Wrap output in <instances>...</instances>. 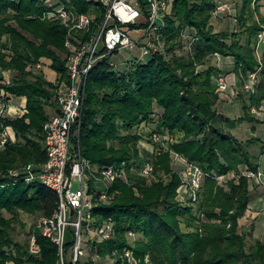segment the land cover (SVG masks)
I'll return each instance as SVG.
<instances>
[{
	"label": "trees",
	"instance_id": "16d2710c",
	"mask_svg": "<svg viewBox=\"0 0 264 264\" xmlns=\"http://www.w3.org/2000/svg\"><path fill=\"white\" fill-rule=\"evenodd\" d=\"M46 1L0 0V70L16 73L12 82L4 84L1 74L0 92L27 99L23 116L0 118V131L12 127L16 133V142L0 148V264L58 261L56 246L43 236H38L39 256L29 253V238L22 244L12 236L19 213L50 217L58 205L57 195L39 175L47 162L44 126L60 112L59 86L68 81V30L43 16L65 5L91 16L95 28L104 13L94 0H58L52 6ZM241 2L237 17L241 31L216 32L212 20L219 0H174L162 30L166 38L162 52L147 56L151 60L146 63L135 54L127 71H115L106 59L90 73L80 134L72 139V152L77 153L79 146L83 158L98 169L126 162L130 180L115 181L110 189L114 199L97 202L93 212L95 226L109 220L115 223L116 238L92 243L89 257L78 264H111L114 251L118 252L115 264H130L122 257L126 249L138 264H264V241L253 238L249 246V234L240 224L251 203L250 180L241 175L237 181L220 184L217 179L233 172L238 175L241 166L258 173L264 142L259 137L243 142L222 128V122L231 121L217 109L220 96L214 78L223 74V68L210 65L198 71L213 56L231 57L239 78L259 76L257 91H245L250 107L264 104V47L261 57L257 51L259 35L264 33V0ZM186 28L196 31L189 39H184ZM74 36L87 41L91 34ZM183 49L188 53L180 56ZM43 59L51 61L58 82L34 71ZM243 119L255 122L250 116ZM155 121L149 135L153 141L156 135L179 137L167 150L143 152L139 146L146 136L137 130ZM252 145L260 146V155L249 151ZM172 153L208 174L196 202L178 201L182 178L173 168ZM149 161L154 164L152 184L141 175ZM30 173L33 180H28ZM94 187L91 183V190ZM74 243L75 229L70 228L69 252Z\"/></svg>",
	"mask_w": 264,
	"mask_h": 264
},
{
	"label": "built area",
	"instance_id": "2783aa9c",
	"mask_svg": "<svg viewBox=\"0 0 264 264\" xmlns=\"http://www.w3.org/2000/svg\"><path fill=\"white\" fill-rule=\"evenodd\" d=\"M96 1L102 5L104 13L95 28L91 16L69 10L65 5H58L43 16L44 20L61 22L68 30L65 42L69 51L68 81L63 83L58 91L60 112L51 117L44 126L47 162L42 166L39 175V180L57 195L58 205L52 216L40 217L36 221L29 235L28 250L31 255H41L42 248L38 236H43L56 246L57 264H78L85 256L87 244L116 238L115 223L109 220L95 226L93 212L97 202L107 203L114 199L110 189L115 181L129 183L130 180L126 162L98 169L83 158L79 146L77 153L72 152V139L79 138L80 134L90 73L100 62L125 50L134 52L133 56L136 51H140L137 56L140 59L162 52L166 43L162 30L174 2V0ZM75 33L91 34V37L83 41L75 37ZM251 79L244 87L247 92L254 93L256 78L252 75ZM1 83L8 82L3 79ZM219 86L221 90L227 88L223 78ZM12 102L9 94L0 92V118H16L26 113V108L17 107ZM161 138L157 135L154 137L155 140ZM10 141L16 142V133L12 127H5L0 131V148L5 147ZM28 170L31 172L32 166H29ZM152 172V167L147 164L141 175L149 178ZM241 175L248 179L256 177L259 179L263 176L261 172L254 173L248 168L242 169ZM207 177L208 174L199 166L187 163L181 175V189L185 197L196 202ZM221 178L217 177L219 181ZM33 179L34 174L30 173L28 180ZM91 183L95 186L93 190ZM70 228L75 229V243L71 252L67 248ZM130 236H134V233H130ZM113 255L111 264H115L118 252L114 251ZM122 257L130 264L136 262L130 249H126ZM101 262L109 264L106 261Z\"/></svg>",
	"mask_w": 264,
	"mask_h": 264
},
{
	"label": "rangeland",
	"instance_id": "374dc122",
	"mask_svg": "<svg viewBox=\"0 0 264 264\" xmlns=\"http://www.w3.org/2000/svg\"><path fill=\"white\" fill-rule=\"evenodd\" d=\"M96 1V0H94ZM47 4L53 5L58 3V0H47ZM242 5L241 0H219L218 7H217V12L214 13V18L212 20V25L213 28L216 32H238L241 31V27L238 22V11L241 8L240 6ZM222 7V8H221ZM220 8V9H219ZM262 12H264V8L261 9ZM196 31L190 28H186L183 31V34L185 35V38H191V34H195ZM183 35V36H184ZM188 44V43H186ZM166 45V44H165ZM264 47V33H261L259 35V42L257 46V51H258V56L261 57V53L263 51ZM165 48V46H164ZM140 53V51H136V54ZM188 53L187 49H183L182 51H179L178 54L180 56H184ZM134 52L130 50H125L124 52H121L119 54H114L109 57V61L112 63L114 66L115 71H127L129 70L133 64H134V58L135 55L133 56ZM137 57V56H136ZM66 59V57H64ZM140 60V59H139ZM142 63L149 62L151 60V57H143ZM43 61L41 62L40 65H42ZM217 66L220 68H223L222 71L223 74L216 75L214 80L217 85V93L220 96V100L217 104V109L220 115H223L224 117H232L236 118L238 120L236 121H230L229 123L222 122V128H224L226 131L231 132L233 127L239 128V122L240 124L249 126L248 131L251 135L252 133V124H257L258 126L256 128H259L260 134H257L255 137H259L262 139L264 142V133L261 132V130L264 131V104L261 105L259 108L255 107H250L249 103V98L247 97V93L245 92V85L252 80L251 77L252 75L249 76V78L244 77L239 78L238 74L235 71V62L233 58H228L225 60L222 58L221 55L213 56L210 58V60L207 63H204L203 65L198 66V71H205L209 68V66ZM1 71V70H0ZM35 72H42L40 69L37 68L34 70ZM10 73V74H9ZM7 73V79L9 82H12L16 76L15 72H9ZM43 73V72H42ZM55 73V72H54ZM56 75L58 73L56 72ZM255 92L257 91V86L259 83V76L258 74L255 73ZM57 79L53 81L54 83L58 82L59 80V75L56 77ZM224 79L227 88L225 90H221L219 84L221 79ZM246 78V79H245ZM47 79V78H46ZM49 81V79H47ZM52 82V83H53ZM65 83L63 81L60 83L59 89L61 88L62 84ZM238 84V86H236ZM6 94V93H5ZM10 96V95H9ZM12 98V97H11ZM13 100V98H12ZM227 105V106H226ZM248 107H247V106ZM226 106V107H225ZM225 107V109H224ZM250 107V108H249ZM254 108V109H253ZM248 109H250V112L248 113ZM245 116H250L251 119H253L255 122H250L248 120H244L243 118ZM17 118V117H16ZM229 118V119H230ZM157 121L151 123V124H144L139 128L137 131L142 133L143 136H146L145 139L140 143L139 148L145 152H154V151H160L162 148L164 150H167L168 144L175 143L178 139V135L173 136L170 134L161 136L162 138L159 140L153 141L149 137V135L155 130L156 128V123ZM255 128L254 125V130L253 131H258V129ZM232 133V132H231ZM245 135H240L239 139L242 140L243 142L248 141L247 137V130H244ZM263 133V134H261ZM152 140L149 142L148 140ZM249 151L255 155H260V146L259 145H252L249 148ZM172 159H173V168L176 172L182 175L184 169L180 168V162L182 163L183 158L177 155L176 153H172ZM150 160V158H149ZM260 164L261 168L259 172L263 174L262 178H252L250 180V193H251V203L249 204L248 211L246 212V215L241 219L240 224L241 228L245 230L248 234V245L250 246L255 238L256 240L264 241V157L260 156ZM148 165L152 167L153 172L151 176L148 178V183L152 184L153 181L155 180V173H154V164L149 161ZM187 165V162L186 164ZM186 167V166H185ZM241 169H245L244 166H241ZM17 172H14V174ZM236 172L230 173L227 177L221 178L219 181L220 184H225L228 181L234 179L235 181L239 180L241 176V171H239V174L236 175ZM234 176V177H233ZM236 176V177H235ZM222 181V183H221ZM76 188H78V185H76ZM203 188H204V183H203ZM202 188V190H203ZM201 190V191H202ZM189 198L183 194V190L180 188L179 193H178V201L183 202L184 204L188 203ZM7 218H11L12 216L9 214H5ZM41 217V216H40ZM38 216H32L26 213H19L18 215V221L14 224V229L12 231V236L13 238L22 244H27L28 243V238H29V233L31 229H33L36 221L40 218ZM184 230L186 229V226H183ZM83 235L84 238L86 236V231L85 227L83 229ZM132 236V238H134ZM86 244V242H85ZM91 246L92 244H87L85 247V256L84 258L87 259L89 257V253L91 251ZM98 259V258H97ZM110 264V263H109ZM134 264H138L137 261Z\"/></svg>",
	"mask_w": 264,
	"mask_h": 264
},
{
	"label": "crops",
	"instance_id": "0c3cea01",
	"mask_svg": "<svg viewBox=\"0 0 264 264\" xmlns=\"http://www.w3.org/2000/svg\"><path fill=\"white\" fill-rule=\"evenodd\" d=\"M137 56H139L138 54H136ZM228 58H226L225 60H227ZM43 61V63H42V65H38V69H40L42 72H43V74L46 76V78L47 79H49V81L50 82H53V81H55L57 78V76L58 75H56V72L55 71H53L51 68H50V66H51V61L50 60H47V59H43L42 60ZM55 72V73H54ZM7 73H9V71H4V72H1L0 73V76H1V74H2V76H3V79H5L7 82H9L8 81V79H7ZM10 74V73H9ZM54 83V82H53ZM236 86H238V84H236ZM13 102V105H15V106H17V107H22V108H26V106H27V99L26 98H17V97H14L13 98V100H12ZM227 106V105H226ZM225 106V107H226ZM225 107H224V109H225ZM22 116L24 115V113H22L21 114ZM228 118H230V117H228ZM230 120H232V121H236V120H238V119H234V118H230ZM239 122V128H236V127H233L232 128V130H231V132L239 139V136L240 135H245V133H244V130H247V139L248 140H250L251 138H254L255 136H257V134H260L259 132H260V130H259V128H256L258 125L257 124H252V133H251V135H250V133H249V131H248V127L249 126H246V125H243V124H240V121H238ZM254 125H255V128L256 129H258V131H253L254 130ZM261 132H263L264 133V131L263 130H261ZM263 133H261V134H263ZM186 160L185 159H183V161H182V163L180 162V168L182 169H184L185 170V164H186ZM11 264H13V263H11Z\"/></svg>",
	"mask_w": 264,
	"mask_h": 264
}]
</instances>
